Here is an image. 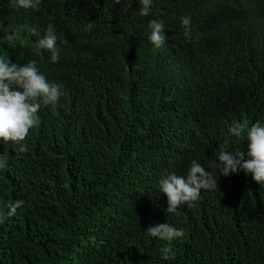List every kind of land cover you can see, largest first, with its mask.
Listing matches in <instances>:
<instances>
[{"label":"trees","instance_id":"trees-1","mask_svg":"<svg viewBox=\"0 0 264 264\" xmlns=\"http://www.w3.org/2000/svg\"><path fill=\"white\" fill-rule=\"evenodd\" d=\"M40 0L15 9L0 0V57L37 61L62 84L42 106L20 152L0 141V264H264V187L242 170L216 171V152L243 148L233 121L264 122V0ZM191 18L190 38L180 18ZM164 23L160 48L148 22ZM56 28L58 60L37 51L35 28ZM246 151V147L244 148ZM198 160L216 176L191 206L166 213L156 188L168 169ZM183 228L171 242L144 229L165 221Z\"/></svg>","mask_w":264,"mask_h":264},{"label":"clouds","instance_id":"clouds-1","mask_svg":"<svg viewBox=\"0 0 264 264\" xmlns=\"http://www.w3.org/2000/svg\"><path fill=\"white\" fill-rule=\"evenodd\" d=\"M119 3L120 0H113ZM10 7L15 9H32L40 4V0H8ZM153 0H138V12L147 15ZM180 24L186 38H190L192 29L191 18L183 16ZM148 41L156 48H160L165 41L164 23L160 19L148 22ZM28 31L36 38L34 40L37 51L46 50L51 62L58 60V46L56 28L48 23L42 35H38L35 28ZM17 30L4 32L0 40L12 41ZM62 84L49 81L45 74L37 67L35 59L18 65L7 58L0 57V141H11L20 152L26 151L23 143L29 129L38 124L36 113L42 106H54L63 95ZM230 137L243 139V148L232 150L227 146L221 147L215 154L216 171L227 176L242 170L245 175L251 174V179L264 187V122L256 121L245 125L233 121L227 129ZM246 147V151L244 148ZM8 153L0 151V170H9ZM216 176L208 171L198 160H191L183 174L165 169L156 181L159 193L166 196V213L168 216L177 211L180 205L191 206L192 202L200 198L202 190L216 189ZM23 200L15 199L6 204V216H13ZM0 212V223L6 218ZM149 237L166 242L160 249L164 259L171 252V242L178 240L184 234V229L176 227L167 220L163 223L148 225L144 229Z\"/></svg>","mask_w":264,"mask_h":264}]
</instances>
